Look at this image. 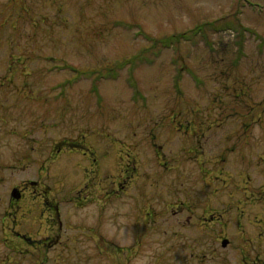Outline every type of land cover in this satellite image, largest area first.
Instances as JSON below:
<instances>
[{
    "label": "rangeland",
    "instance_id": "374dc122",
    "mask_svg": "<svg viewBox=\"0 0 264 264\" xmlns=\"http://www.w3.org/2000/svg\"><path fill=\"white\" fill-rule=\"evenodd\" d=\"M251 261L264 0H0V264Z\"/></svg>",
    "mask_w": 264,
    "mask_h": 264
},
{
    "label": "trees",
    "instance_id": "16d2710c",
    "mask_svg": "<svg viewBox=\"0 0 264 264\" xmlns=\"http://www.w3.org/2000/svg\"><path fill=\"white\" fill-rule=\"evenodd\" d=\"M197 29V28H195ZM184 33L178 34V35H172L170 37L167 38H161L160 42L163 43L164 45H169L170 43H172L175 40H178Z\"/></svg>",
    "mask_w": 264,
    "mask_h": 264
},
{
    "label": "water",
    "instance_id": "95a60500",
    "mask_svg": "<svg viewBox=\"0 0 264 264\" xmlns=\"http://www.w3.org/2000/svg\"><path fill=\"white\" fill-rule=\"evenodd\" d=\"M11 195L15 198H18L19 197V192L17 191L16 188H14L11 192ZM223 244H225V242H223Z\"/></svg>",
    "mask_w": 264,
    "mask_h": 264
}]
</instances>
